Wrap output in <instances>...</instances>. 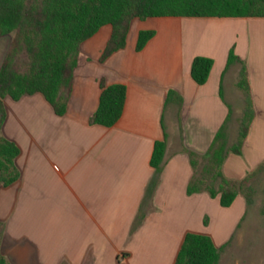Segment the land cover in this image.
Instances as JSON below:
<instances>
[{
  "label": "crops",
  "instance_id": "1",
  "mask_svg": "<svg viewBox=\"0 0 264 264\" xmlns=\"http://www.w3.org/2000/svg\"><path fill=\"white\" fill-rule=\"evenodd\" d=\"M150 18L138 21L137 34ZM156 18L154 36L139 51L137 34L128 43L139 18L131 21L125 46L103 62L99 56L109 24L81 43L65 114H55L40 93L4 98L2 133L20 148V176L0 187V220L17 264H173L185 233H200L195 229L203 224L201 205L219 203L207 191L186 193L194 169L184 149L204 156L225 120L226 147L236 141L245 96L235 85L240 63L226 68L227 54L235 43L239 57L248 51L251 59L250 46L244 45L247 25H264V17ZM196 55L213 58L204 84L190 74ZM255 56L246 61L255 114L241 154L228 152L221 165L229 179L240 180L264 163L263 50ZM102 78L107 85L126 86L122 114L112 126L89 122ZM168 90L180 102L167 101ZM23 104L43 109L28 128L21 124ZM164 132L162 168L148 192L155 176L153 144ZM9 198L18 203L13 213L27 202L31 211H44L45 233L38 220L30 223L31 230L22 217L13 221L5 206Z\"/></svg>",
  "mask_w": 264,
  "mask_h": 264
},
{
  "label": "trees",
  "instance_id": "2",
  "mask_svg": "<svg viewBox=\"0 0 264 264\" xmlns=\"http://www.w3.org/2000/svg\"><path fill=\"white\" fill-rule=\"evenodd\" d=\"M161 16L264 17V0H0V36L12 33L9 47L0 64V187L11 185L20 176L16 164L20 148L2 133L6 118L4 98L17 101L24 95L40 93L55 114H65L81 43L92 37L102 26L109 24L111 33L99 56V61L103 62L125 46L134 18L144 20ZM154 34V29H140L135 49L141 50ZM234 63H240L235 85L245 96V108L239 119L236 141L226 147L225 120L204 154L202 175L197 172L198 154L184 149L194 169L186 193L190 195L207 191L212 198L218 196L219 204L223 207L230 206L239 193H243L246 200L250 201V179L262 166L259 165L240 180L226 178L221 171L228 152L241 154L255 114L248 67L236 54L234 47H230L226 68ZM212 64L213 58L196 55L190 68L193 80L204 84ZM100 87L98 106L89 122L112 126L122 114L126 86L123 83L107 85L102 78ZM172 99L180 102L179 95L174 90H168L167 101ZM165 150L164 132L163 139L155 140L153 144L150 165L155 169V176L149 184L148 192L157 182ZM219 258L220 247L211 236L186 232L173 264H218ZM0 264H8L1 253Z\"/></svg>",
  "mask_w": 264,
  "mask_h": 264
},
{
  "label": "rangeland",
  "instance_id": "3",
  "mask_svg": "<svg viewBox=\"0 0 264 264\" xmlns=\"http://www.w3.org/2000/svg\"><path fill=\"white\" fill-rule=\"evenodd\" d=\"M150 19L151 20L143 24V26H145L143 29H156L158 26L156 25L157 18L154 17ZM138 21H140V19L132 24L128 43H130L133 38H136L137 33L135 30L139 23ZM195 26H197V28H203L199 24L192 22V27ZM247 26L249 30L246 31L247 38L244 45L249 44L252 59L256 57L255 55L259 52L261 53L262 50L264 54V37H262L264 36V33L262 35L264 25L257 27L256 24H254V26L249 24ZM11 38L12 33L0 36V64L9 47ZM230 47H234L235 50V43H232ZM94 53L95 51L92 52V54ZM242 54L245 62L251 60L248 59V51ZM253 66L255 67V65ZM18 109L21 111V124L27 128L40 117L39 112H42L40 110L42 109L41 105L39 104L31 106L30 104H23L19 106ZM36 110H38V112ZM198 161L199 166L197 172L202 175L201 166L204 164V156L199 157ZM248 192L250 201H247L246 197L243 195L242 197L244 199L240 200L241 202H236V204L230 207L223 208L219 205L218 201H214L211 204L205 203L200 207L204 213V220L203 224L198 225L195 230L211 236L215 244L220 247L218 264H264V163L250 179V189ZM17 204L18 203L15 204L14 199H7L5 206L10 214L13 213L15 205ZM45 214L44 211L39 212L34 209L31 211L29 203L27 202L26 206H18V211L13 213L12 220L20 222L22 217L25 219L23 226L27 230L32 229L30 223H37L36 220H38L39 223L43 225V233H45ZM8 241L9 240L5 236V224L0 220V253L5 256L8 264H17L15 258H13L14 244ZM161 247L165 248V245L162 243Z\"/></svg>",
  "mask_w": 264,
  "mask_h": 264
}]
</instances>
